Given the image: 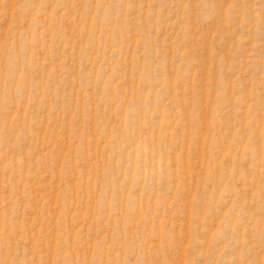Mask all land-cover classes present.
Here are the masks:
<instances>
[{
	"label": "rangeland",
	"instance_id": "1",
	"mask_svg": "<svg viewBox=\"0 0 264 264\" xmlns=\"http://www.w3.org/2000/svg\"><path fill=\"white\" fill-rule=\"evenodd\" d=\"M0 264H264V0H0Z\"/></svg>",
	"mask_w": 264,
	"mask_h": 264
}]
</instances>
